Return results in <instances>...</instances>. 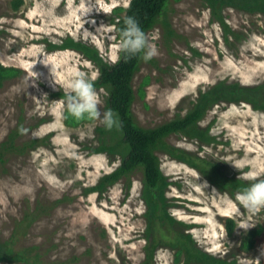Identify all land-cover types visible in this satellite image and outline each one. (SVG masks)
<instances>
[{"label":"rangeland","instance_id":"rangeland-1","mask_svg":"<svg viewBox=\"0 0 264 264\" xmlns=\"http://www.w3.org/2000/svg\"><path fill=\"white\" fill-rule=\"evenodd\" d=\"M15 1L0 0V63L19 71L0 84V144L19 134L17 149L0 165V243L14 237L17 248L36 246L45 261L142 264L148 242L142 172L102 194L88 193L118 168L121 155L96 153L102 143L97 128L104 125L92 118L68 126L66 100L55 96L71 93L77 74L97 79L98 68L80 52L50 49L71 37L115 63L120 41L113 20L124 15L131 0H23L19 9ZM167 16L174 35L168 36L162 24L149 33L157 55L142 61L133 82L140 126L153 128L184 116L199 91L219 81L247 86L264 81L263 15L223 10L231 28L246 36L238 44H227L203 0H170ZM95 91L105 110L107 92ZM200 126L215 137L211 145L201 148L198 141L176 135L167 141L217 160L245 181L264 180V113L245 103L221 104ZM113 137L118 144L121 136ZM158 156L171 183L168 211L183 223L176 230L213 256L264 264V205L244 207L189 165L166 153ZM229 218L237 223L233 235L226 228ZM253 229L259 230L254 247L242 251ZM176 252L157 247L153 264H185Z\"/></svg>","mask_w":264,"mask_h":264},{"label":"trees","instance_id":"trees-1","mask_svg":"<svg viewBox=\"0 0 264 264\" xmlns=\"http://www.w3.org/2000/svg\"><path fill=\"white\" fill-rule=\"evenodd\" d=\"M203 2L210 8L213 19L219 22L227 44L231 40L237 41V44L241 43L246 36L231 28L223 16L225 8L264 16V0H203ZM22 3L23 0L15 1V9H19ZM169 4L170 0H131L129 6L124 10V15L117 14L116 19L113 20L119 41L120 29L123 27L125 16H135L148 35L159 24H162L168 36L174 35L167 16ZM50 49L74 50L94 63L99 71L98 78L92 80L94 88L107 92L105 109L111 108L119 115L121 121L119 129L109 130L105 126L97 128L102 143L95 151L111 155L119 153L121 155L120 165L113 172L102 176L97 185L88 188L87 191L88 193L102 194L123 178L130 179L135 172H142L148 238L145 247L146 256L142 264H153L155 251L160 246L176 250L177 259L183 258L185 264H235L236 262L229 259L204 252L196 246L191 235L176 230V226H182L183 223L173 218L168 211L170 204L166 197V191L171 183L161 169L158 153H166L171 158L189 165L199 171L219 191L236 197L237 193L256 181H245L238 178L223 169L222 164L217 160L191 154L171 145L167 140L176 135L198 141L201 148L211 145L216 141L215 137L211 135L209 129L202 128L200 122L212 109L221 104L245 103L251 105L254 110L264 113V81L251 86L227 80L219 81L205 90H200L192 108L184 116L178 115L159 126L144 128L138 124L133 112L136 98L133 82L144 60L140 55L125 60L124 54L120 50L119 59L115 63H110L102 58L97 48L71 37L65 39L61 44H51ZM18 72L15 68L4 67L0 63V84L5 78ZM69 94L56 93L55 96L66 100ZM92 118L85 115L81 119H76L68 109L65 112V121L68 126H77ZM117 134L121 136L120 142L112 143L111 137ZM18 135V132H13L7 141L0 144V165H4L7 161L6 156L13 149H17L15 140ZM236 227L235 220L231 218L226 220L229 235H233ZM258 234V229L247 233L241 244L242 251H250L254 247V239ZM14 239L12 237L10 240L0 243V263L70 264L69 261H45L38 247L17 248Z\"/></svg>","mask_w":264,"mask_h":264},{"label":"clouds","instance_id":"clouds-1","mask_svg":"<svg viewBox=\"0 0 264 264\" xmlns=\"http://www.w3.org/2000/svg\"><path fill=\"white\" fill-rule=\"evenodd\" d=\"M120 50L125 60L140 55L147 61L157 55L156 47L150 43L149 35L135 16L123 18V27L120 29ZM69 87L71 93L66 98V106L74 118L81 119L87 115L99 119L100 123L109 130L121 127L119 115L115 110L111 108L101 110L100 101L90 78L84 74H77ZM236 198L247 208L264 205V180L249 184L237 193Z\"/></svg>","mask_w":264,"mask_h":264}]
</instances>
